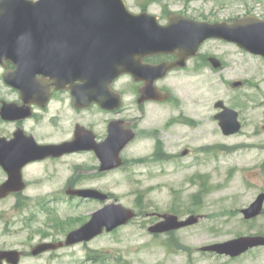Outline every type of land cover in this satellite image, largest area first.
<instances>
[{
	"label": "rangeland",
	"instance_id": "obj_1",
	"mask_svg": "<svg viewBox=\"0 0 264 264\" xmlns=\"http://www.w3.org/2000/svg\"><path fill=\"white\" fill-rule=\"evenodd\" d=\"M124 1L131 13L161 18L175 13L213 22L250 12L264 16V0ZM207 58L222 67L215 69ZM4 72L0 65V109L2 102L22 105L20 92L4 82ZM235 82L243 85L234 88ZM115 87L136 92L138 85L125 76ZM165 87L172 96L165 105L138 108L133 95L126 98L137 136L122 152L123 167L102 173L92 154L28 165L26 189L0 199V251L25 253L20 264H264V248L234 260L201 251L244 236H264V212L254 220L242 214L264 193V61L235 44L210 40L193 63L168 77ZM219 101L239 113L237 135L222 134L214 118ZM56 112L61 117L53 120ZM70 113L52 104L23 126L35 131L41 143H61L72 130ZM103 121L100 127L107 132ZM17 128L0 118V137L12 138ZM186 149L189 154L183 156ZM6 180L0 167V186ZM71 183L110 195V202L134 210L138 218L89 243L33 257V247L65 240L105 206L68 197ZM164 215L196 216L199 222L151 236L148 227Z\"/></svg>",
	"mask_w": 264,
	"mask_h": 264
},
{
	"label": "water",
	"instance_id": "obj_2",
	"mask_svg": "<svg viewBox=\"0 0 264 264\" xmlns=\"http://www.w3.org/2000/svg\"><path fill=\"white\" fill-rule=\"evenodd\" d=\"M210 39L237 45L242 50L264 58V20L256 16L236 19L233 23L210 24L179 14L170 16L167 25L158 17L142 12L131 13L124 0H0V65L5 69L4 82L18 90L22 105L2 102L0 117L7 122L23 121L33 116V106L45 108L50 92L71 89L75 96L89 93L88 105L99 104L113 110L120 107V95L112 90L114 82L130 75L140 88V103L165 102L169 95L158 90L157 80L176 69L184 68L200 47ZM175 54L177 61L160 65L145 63L149 57ZM214 68L220 62L210 59ZM9 64L13 69H9ZM243 82L233 83L239 88ZM77 103V102H76ZM78 108H84L77 103ZM222 112L215 116L222 134H238L242 125L239 113L223 101L216 103ZM71 142L40 145L34 136L19 128L11 140L0 138V167L7 180L0 186V199L26 189L24 169L48 158H61L81 151H94L100 172L117 170L124 165L123 150L136 138L132 129L121 128L111 122L105 142L97 144L93 134ZM69 196L82 199L110 201L108 194L96 189H69ZM264 212V193L242 211L245 220H253ZM136 217L132 209L118 202L107 203L93 213L91 219L66 239L45 242L33 247L31 255H40L88 243L106 233L127 225ZM162 221L148 229L153 235L166 234L193 226L196 216L180 220L175 215H164ZM264 248V236H244L225 243L201 248L237 258L250 250ZM24 253L17 250L0 251V264H20Z\"/></svg>",
	"mask_w": 264,
	"mask_h": 264
},
{
	"label": "flooded vegetation",
	"instance_id": "obj_3",
	"mask_svg": "<svg viewBox=\"0 0 264 264\" xmlns=\"http://www.w3.org/2000/svg\"><path fill=\"white\" fill-rule=\"evenodd\" d=\"M144 12V11H143ZM257 16L258 18L264 20V16H260L259 14H254L252 12L250 13H247L245 14V16ZM185 17H188L186 15H183ZM242 17V16H241ZM190 18V17H188ZM237 18H240V17H237ZM237 18H229L227 20H222V21H213V22H210L208 20H203V22H208V23H218V22H227V23H232L234 22ZM159 19V22L160 24L162 25H167L169 23V19H170V16L169 17H158ZM168 21V22H166ZM220 41V40H218ZM208 42V41H207ZM221 42H224V41H221ZM203 46V45H202ZM202 46L200 47L199 49V52L198 54L194 57V58H191L190 60L187 61V64L184 68H176L172 71H170L167 76L163 79H160V80H157L155 82V86L158 90L162 91V92H165L169 95V98L167 101L165 102H159V101H147V102H144V103H140V88L143 86V83H138L134 80V78L130 75H124V76H121L120 78H118L114 84L112 85V90L119 94L120 95V100L122 102V105L120 107H117V108H114L113 110H107V109H104L102 108L99 104L97 103H92L88 106H86L89 102H88V99H89V93L86 92L83 96H75L72 92L71 89H65V90H55L54 88L51 90L50 92V99H49V102H48V105L45 107V108H42V107H39V106H33V111H34V114L31 118L29 119H26V120H23V121H15V122H12V123H15L18 125V128H22L25 133L27 135H31V136H34L36 142L40 145H55V144H62L64 142H71L73 140L76 139L77 135L79 134V136L81 138H87L89 140V136L88 134H93L94 135V140L97 144L99 143H103L106 141L107 137H108V129H109V125L111 122H114V121H117L119 122L121 128L123 129H132L133 131H135V129L132 127V122L130 121V112L133 111L132 108L128 107V106H125L126 105V98H128V95H133V100L134 101H137V107L138 108H141L143 107L144 105L146 104H149V103H152V107H157V106H161V105H165L167 104L170 100H171V92L168 91L165 87V81L168 79V77L172 74H175V73H179L180 71H183L185 68L188 67V64L189 63H193L199 53H200V50L202 48ZM258 59H261L264 61L263 58L261 57H257ZM256 58V59H257ZM178 57L175 55V54H161V55H156V56H152V57H149L145 60V63H149V64H152V65H160V64H163L165 62H170V63H173L175 61H177ZM208 61L211 63L210 59L211 58H207ZM219 61V60H218ZM220 62V61H219ZM212 64V63H211ZM221 66L220 68L222 67V63L220 62ZM9 69H13V66L12 65H9ZM216 69V68H215ZM125 76H129L132 78V80L138 85V87L136 88V92L135 91H131V90H128L127 92H125L124 90H119L115 87V84L122 78V77H125ZM79 102V103H82L84 105V108H78L76 106V104ZM52 104H57L59 105L60 108L64 109V108H67L71 113H70V116L73 118L74 120V123H73V126H72V130L70 132V136H69V139L68 140H65L61 143H53V144H47V143H41L39 140H38V137L36 135V132L35 131H27L25 129V127L23 126L27 121L29 120H32L34 119L35 117H37L39 114L40 115H43L44 113H47L49 112L50 110V107ZM225 104V103H224ZM216 105V104H215ZM226 105V104H225ZM227 106V105H226ZM228 107V106H227ZM229 108V107H228ZM217 109V108H216ZM231 109V108H230ZM219 110V112L216 114L218 115L219 113L222 112V109H217ZM59 111V109L57 110V112ZM56 114L52 116L53 120H57L59 119L61 116L59 114ZM215 115V116H216ZM181 117V115H180ZM1 118V117H0ZM215 118V117H214ZM103 121V125H106V123H108V128H107V132L102 130V128L100 127L101 125V121ZM216 120V119H215ZM218 121V120H216ZM241 123V122H240ZM242 125V124H241ZM218 126H219V121H218ZM220 128V127H219ZM242 130V129H241ZM136 132V131H135ZM222 132V131H221ZM137 135V134H136ZM13 137V136H12ZM8 140H11L12 138H7ZM158 154L157 150H155L154 154ZM82 154H92L96 157V154L94 151H81V152H76V153H72V154H67L61 158H48V159H45L43 161H39V162H44L46 160H58V159H62L64 157H68V156H72V155H82ZM153 154V155H154ZM189 154V150L186 149L185 151H183V156H186ZM97 158V157H96ZM98 159V158H97ZM35 163H38V162H35ZM34 164V163H32ZM100 169V168H99ZM69 189H86V188H82V187H77V185H74V183H71L67 189V191ZM67 191H66V194H67ZM73 199H78V200H84L82 198H79V197H71ZM137 214V213H136ZM176 216V215H175ZM136 218H138V214L136 216ZM148 218H152V213L151 215L148 216ZM178 218L180 220L182 219H186L185 217H179ZM163 218L159 219V221L155 222L154 224H157L158 222H161ZM152 222V221H151ZM153 224V225H154ZM152 227V223L150 224V226L148 228ZM182 230V229H181ZM179 231V230H177ZM176 232V231H174ZM170 234L172 232H169ZM168 233V234H169ZM165 235V234H164ZM152 236V234H151ZM82 244H85V243H82ZM205 254L207 255H212V256H219V257H224V258H228L230 260H234V259H237V258H232L230 256H226V255H219V254H216V253H212V252H204ZM248 253V252H247ZM25 254V253H24ZM246 254V253H245ZM243 254V255H245ZM26 255V254H25ZM24 255V256H25ZM241 255V256H243ZM240 256V257H241Z\"/></svg>",
	"mask_w": 264,
	"mask_h": 264
}]
</instances>
